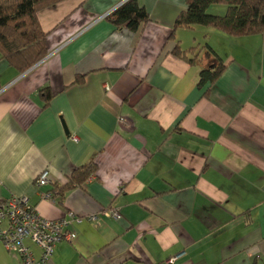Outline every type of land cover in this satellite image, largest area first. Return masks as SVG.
<instances>
[{
  "label": "crops",
  "instance_id": "crops-1",
  "mask_svg": "<svg viewBox=\"0 0 264 264\" xmlns=\"http://www.w3.org/2000/svg\"><path fill=\"white\" fill-rule=\"evenodd\" d=\"M125 1L62 0L37 13L40 61L19 73L0 57V200L96 215L47 264H264V32L174 28L185 0H137L148 20L117 27L108 16ZM191 36L225 63L209 88L197 81L212 57L173 54ZM0 264L22 260L0 242Z\"/></svg>",
  "mask_w": 264,
  "mask_h": 264
},
{
  "label": "trees",
  "instance_id": "trees-1",
  "mask_svg": "<svg viewBox=\"0 0 264 264\" xmlns=\"http://www.w3.org/2000/svg\"><path fill=\"white\" fill-rule=\"evenodd\" d=\"M60 1L62 0H0V57L19 73H23L46 55L48 33L42 30L37 13ZM185 3V9L176 17L174 28L203 26L233 37L264 32V0H185ZM214 4L224 5V13L209 12ZM108 19L117 27L136 30L148 20V13L137 0H126L109 14ZM173 54L189 63L199 58L214 59V63L200 70L198 87L208 85L209 88L225 68L224 61L208 43L184 50L177 42ZM77 81L80 82V79ZM41 92L44 100L49 101V88L44 87ZM78 170L83 172L75 170L71 180L82 181L94 172L93 160L80 166Z\"/></svg>",
  "mask_w": 264,
  "mask_h": 264
},
{
  "label": "built area",
  "instance_id": "built-area-1",
  "mask_svg": "<svg viewBox=\"0 0 264 264\" xmlns=\"http://www.w3.org/2000/svg\"><path fill=\"white\" fill-rule=\"evenodd\" d=\"M48 182V172L44 170L37 176L36 184L44 186ZM40 196L43 199L51 198L49 193H41ZM102 214L120 218V214L112 209L102 210ZM95 218V214L84 218L67 212L59 219H47L37 213L27 196H12L0 200V242L6 249L18 254L22 264H47L58 243L72 242L75 239L76 233L72 229L74 224ZM26 239L37 247V255L26 245Z\"/></svg>",
  "mask_w": 264,
  "mask_h": 264
},
{
  "label": "rangeland",
  "instance_id": "rangeland-1",
  "mask_svg": "<svg viewBox=\"0 0 264 264\" xmlns=\"http://www.w3.org/2000/svg\"><path fill=\"white\" fill-rule=\"evenodd\" d=\"M223 11H224L223 5H220V4L219 5L218 4H214L209 9V12H211V13H217V14L218 13L219 14L220 13H223ZM190 40L193 43H196L195 44L196 46H201V45H203L205 43L204 40H203V38L201 36H199V37L198 36H191V39ZM237 50H239V49H237ZM242 51H245V52H242ZM240 52H241L242 56H244L246 59L249 58V55L251 53V52H249V49H247V48H244V50H241ZM244 53H246V54H244Z\"/></svg>",
  "mask_w": 264,
  "mask_h": 264
}]
</instances>
